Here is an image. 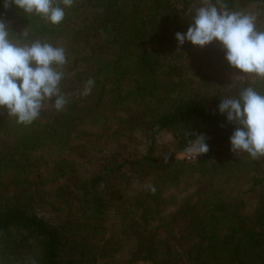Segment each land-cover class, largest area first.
<instances>
[{"label": "trees", "instance_id": "1", "mask_svg": "<svg viewBox=\"0 0 264 264\" xmlns=\"http://www.w3.org/2000/svg\"><path fill=\"white\" fill-rule=\"evenodd\" d=\"M220 2L256 15L264 31V0ZM201 3L74 0L56 26L0 5L14 40L66 50L69 100L61 111L47 103L29 125L0 108V264H264V157L233 153L235 126L218 112L220 99L264 82L238 76L216 42L178 46L185 12ZM153 130L171 134L168 152L139 150L138 133ZM198 134L209 151L179 158ZM43 147L66 154L55 178L72 173L55 201L44 178L28 177Z\"/></svg>", "mask_w": 264, "mask_h": 264}, {"label": "clouds", "instance_id": "2", "mask_svg": "<svg viewBox=\"0 0 264 264\" xmlns=\"http://www.w3.org/2000/svg\"><path fill=\"white\" fill-rule=\"evenodd\" d=\"M74 0H0L4 9L15 7L28 16H39L50 25H60ZM187 31L177 32L178 46L190 42L200 48L216 42L228 65L240 73L264 82V31L257 28V16L230 11L220 0H202L199 7L188 9ZM27 36V33H24ZM68 63L63 47L39 39L28 43L14 40L12 28L0 19V108L19 124L29 125L39 118L51 102L61 111L69 102L61 90ZM88 79L81 93L87 96L94 87ZM219 114L235 127L229 137L230 150L246 153L253 160L264 157V91L252 85L235 96L220 99ZM190 154L196 158L209 151L206 137L198 134ZM152 191H155L153 188Z\"/></svg>", "mask_w": 264, "mask_h": 264}, {"label": "rangeland", "instance_id": "3", "mask_svg": "<svg viewBox=\"0 0 264 264\" xmlns=\"http://www.w3.org/2000/svg\"><path fill=\"white\" fill-rule=\"evenodd\" d=\"M251 14L250 12H247ZM141 133V134H140ZM139 137L141 138L142 142L139 145V150L143 151L146 150L148 146H151L155 153L163 154L170 150L172 136L171 134L165 131H145L139 132ZM113 145V144H112ZM179 154V153H178ZM177 154V156H178ZM66 154L57 151L56 149H49L47 147L39 148L34 151V154L31 156V166L30 170L28 171V177L34 182L36 179L38 180L39 177L41 179L44 178L45 184L42 185V188L45 189L48 194L50 195L53 201L56 200L58 196L57 191L60 186L64 183H67V179L72 173L69 171H64L62 176L59 178H55L52 169L54 166L53 164L55 161H58L61 157H64ZM91 155H95L96 157L99 155L95 151H91ZM179 157V156H178ZM55 158H58L56 160ZM97 170V163H91L90 167L85 166L84 164L79 165L74 168V175L77 177H84L88 175L92 171ZM81 179V178H80ZM10 190H13V186H8ZM175 210L174 206L166 207L164 210L165 214H169ZM49 217V215H47ZM31 260V256L29 257Z\"/></svg>", "mask_w": 264, "mask_h": 264}, {"label": "built area", "instance_id": "4", "mask_svg": "<svg viewBox=\"0 0 264 264\" xmlns=\"http://www.w3.org/2000/svg\"><path fill=\"white\" fill-rule=\"evenodd\" d=\"M194 141V140H193ZM192 141V142H193ZM192 142H190L189 144H187L185 147H184V149L178 154V156H179V158H182V159H185V160H187V161H193V160H195V159H197L194 155H192V154H190V151H189V149H190V146H191V143Z\"/></svg>", "mask_w": 264, "mask_h": 264}]
</instances>
